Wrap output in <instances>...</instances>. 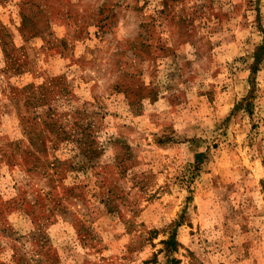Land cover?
Wrapping results in <instances>:
<instances>
[{
    "label": "rangeland",
    "instance_id": "1",
    "mask_svg": "<svg viewBox=\"0 0 264 264\" xmlns=\"http://www.w3.org/2000/svg\"><path fill=\"white\" fill-rule=\"evenodd\" d=\"M0 264H264V0H0Z\"/></svg>",
    "mask_w": 264,
    "mask_h": 264
}]
</instances>
